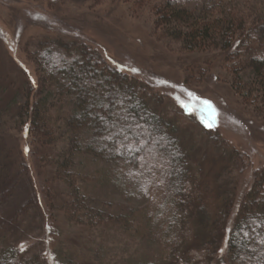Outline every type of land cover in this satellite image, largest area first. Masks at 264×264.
<instances>
[{
  "label": "trees",
  "instance_id": "16d2710c",
  "mask_svg": "<svg viewBox=\"0 0 264 264\" xmlns=\"http://www.w3.org/2000/svg\"><path fill=\"white\" fill-rule=\"evenodd\" d=\"M138 2L150 6L155 27L161 28L166 38L179 41L184 50L218 51L231 62L237 85L252 89L251 83L244 82L248 75L264 89V0L248 7L240 6L237 0ZM31 60L37 82L14 67L16 82L4 70L0 73V264H43L38 257H27L19 248L11 247L7 236L18 232L17 216L27 211L34 191L25 163H18L11 155L9 127L3 129L8 126L5 117L17 130L25 128L26 136L31 138L29 144L37 145L36 154L42 152L40 160L50 156L48 165L54 177L66 187L61 211L70 222L103 229L116 224L118 216L109 211L110 204L102 202L98 193L104 179L96 182L97 176L103 177L100 174L104 170H90L85 164L123 165L129 180L146 175V179L141 178L145 190L150 183L147 176L150 180L161 179V203L157 201L165 218L159 229L166 239L169 261L162 264H208L206 258L202 260L191 251L190 238L198 228L205 235L202 243L212 236L225 238L230 264H264V168L254 171L234 215L232 190L224 189V194L216 196L219 201L209 204V185L199 176L201 166L183 147L177 122L160 111L163 98L82 41L46 38L37 44ZM113 122L116 129H133L131 146L138 151L114 150L119 138L105 139L110 131L115 133L110 127ZM136 124L147 130L139 140ZM214 140L213 144L225 146L223 140ZM230 151L242 157L236 149ZM94 181L96 186H86ZM8 204L11 210L6 216L1 209Z\"/></svg>",
  "mask_w": 264,
  "mask_h": 264
},
{
  "label": "rangeland",
  "instance_id": "374dc122",
  "mask_svg": "<svg viewBox=\"0 0 264 264\" xmlns=\"http://www.w3.org/2000/svg\"><path fill=\"white\" fill-rule=\"evenodd\" d=\"M258 1L237 3L248 7ZM153 20L150 6L138 0H0V73L4 70L16 82L13 69L17 68L37 82L31 53L40 41L48 38L87 43L164 99L160 111L165 118L177 122L183 147L201 166L199 176L209 185V204L217 201L216 196L224 194V189L232 190L234 215L254 171L264 168V89L248 75L244 82L251 83L252 89H243L233 81L231 62L218 51L184 50L179 41L166 38ZM188 93L193 94L191 99ZM178 97L180 102L189 104L191 114L180 106ZM203 100L211 102L213 116H209L211 110L206 109ZM202 116L206 121L214 117L212 128L204 131L199 126L195 119L200 123ZM5 119L8 126L3 129L7 131L9 127L12 137L11 155L18 163H25L34 191L32 196L26 190V195L33 198L27 211L17 216L18 232L7 235L14 245L11 247L20 250L23 244L25 250L20 251L27 257H38L43 264L169 262L166 239L159 229L165 218L158 204L162 192L158 188H163L161 179L150 180L147 176V192L141 186L146 175L140 177L141 181L129 180L123 165L88 166L84 160L90 170H109L100 174L103 177L97 176L96 182L104 179L98 193L102 202L110 204L109 211L118 216V221L109 229L76 225L61 211L66 187L54 177L53 168L48 165L50 156L40 160L42 152L36 154L37 145L29 144L31 138L26 136L25 128L17 130L12 120ZM214 138L223 140L225 146L213 144ZM62 146L59 142L58 148ZM231 148L242 157L233 155ZM18 151L19 157L15 155ZM96 182L86 186H96ZM22 192L23 187L21 195ZM9 207L8 204L1 209L6 216L10 215ZM156 215L161 219H156ZM201 231L198 228L190 238L191 251L202 260L206 258L208 264H230L225 238L212 236L202 243L205 235Z\"/></svg>",
  "mask_w": 264,
  "mask_h": 264
},
{
  "label": "snow or ice",
  "instance_id": "6c2138e0",
  "mask_svg": "<svg viewBox=\"0 0 264 264\" xmlns=\"http://www.w3.org/2000/svg\"><path fill=\"white\" fill-rule=\"evenodd\" d=\"M132 71L135 72V71H137V69H132ZM192 95H193L192 93H188L189 99L192 98ZM177 100H178V102H180V98L179 97L177 98ZM202 103L206 106V109L211 110L209 112V116H213V114L215 113V109L212 106L211 102L210 101H207V100H203ZM180 106L182 108H184V110H185L186 113L191 114V113H189V104L188 103H186V102H180ZM101 119L103 120L104 118L101 117ZM201 123H203L206 128H212L213 123H214V117L212 119H209V120L206 121L205 119H203V116H202L201 117ZM110 127L115 129V133H113V132L110 131L109 134L105 137V139L106 140H113L115 138H119L117 140V147L114 148L115 151H117L119 153V151L121 149H125L128 152H134V151H138L139 150V149H135L134 150L133 147L131 146V139H132V134H133V129L131 127H128L126 129L124 126H121L120 128L116 129L115 122H113L110 125ZM135 128L140 129V132L137 134V140H139V138L141 136H143L144 133L147 130L141 124H136L135 125ZM164 139H165V137H160V140H164ZM153 142L158 143L159 141H155L154 140ZM26 151H27V149H26ZM244 235H247V233L245 232ZM20 250L21 251H24L25 250V247H24L23 244L20 245ZM221 252H223V249H221Z\"/></svg>",
  "mask_w": 264,
  "mask_h": 264
}]
</instances>
